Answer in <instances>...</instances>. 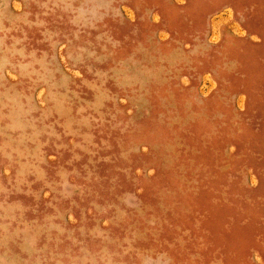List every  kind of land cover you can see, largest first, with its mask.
Here are the masks:
<instances>
[{
    "label": "rangeland",
    "instance_id": "1",
    "mask_svg": "<svg viewBox=\"0 0 264 264\" xmlns=\"http://www.w3.org/2000/svg\"><path fill=\"white\" fill-rule=\"evenodd\" d=\"M0 264H264V0H0Z\"/></svg>",
    "mask_w": 264,
    "mask_h": 264
}]
</instances>
